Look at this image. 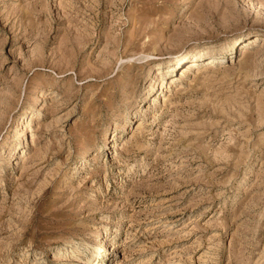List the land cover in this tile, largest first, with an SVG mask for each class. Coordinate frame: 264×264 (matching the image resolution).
Here are the masks:
<instances>
[{"label":"rangeland","instance_id":"374dc122","mask_svg":"<svg viewBox=\"0 0 264 264\" xmlns=\"http://www.w3.org/2000/svg\"><path fill=\"white\" fill-rule=\"evenodd\" d=\"M0 264H264V0H0Z\"/></svg>","mask_w":264,"mask_h":264},{"label":"bare ground","instance_id":"6f19581e","mask_svg":"<svg viewBox=\"0 0 264 264\" xmlns=\"http://www.w3.org/2000/svg\"><path fill=\"white\" fill-rule=\"evenodd\" d=\"M241 49H242V52H241L242 56L246 55V52H247L246 47H242ZM194 64H195V61H190V62H187L185 65H187L188 66L187 68H189V67L193 66ZM183 71H184V69H183Z\"/></svg>","mask_w":264,"mask_h":264}]
</instances>
